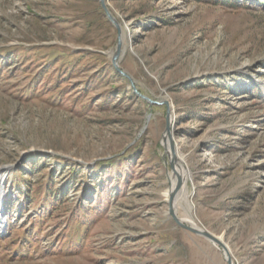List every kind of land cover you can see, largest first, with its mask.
<instances>
[{
	"label": "rangeland",
	"instance_id": "1",
	"mask_svg": "<svg viewBox=\"0 0 264 264\" xmlns=\"http://www.w3.org/2000/svg\"><path fill=\"white\" fill-rule=\"evenodd\" d=\"M0 173V264H264V0H0Z\"/></svg>",
	"mask_w": 264,
	"mask_h": 264
},
{
	"label": "trees",
	"instance_id": "2",
	"mask_svg": "<svg viewBox=\"0 0 264 264\" xmlns=\"http://www.w3.org/2000/svg\"><path fill=\"white\" fill-rule=\"evenodd\" d=\"M31 84H34V82H32ZM102 165V164H107V167L112 166L113 160L110 159H106L103 161H98L96 163V165ZM95 165V166H96ZM105 171V170H104ZM103 171V172H104ZM26 199H29V195L26 194ZM45 202L47 201L48 206L45 207V209H43V211L41 212V214L39 215V221L41 223V221L43 220H47L48 218H50L52 216V213L54 211H56L57 209H59L60 204L62 203L61 199L59 198L58 195H55L54 193H47L45 196ZM84 200L85 202L87 200H85V198L81 199L80 201ZM43 201V200H42ZM83 204V205H82ZM85 203H79L76 207V211H75V216L70 220L76 222L75 224V228L78 230L80 229L82 230H87L88 229V225H87V220L89 219H85L84 217L87 215L88 212V205H84ZM87 204V202H86ZM46 210V211H45ZM44 217V219H43ZM38 223V225L40 224ZM34 227H36L35 229L38 230L40 229V227L38 225H36L35 223ZM33 226L29 227L31 230L29 229H17L15 228L13 225L9 224V228L7 229V233L5 235H0V253L4 254H8L9 252H11V256L17 255L20 257H27L29 252L32 251V247L34 244H37V236L35 235V233H37V231L32 230ZM76 232V231H75ZM74 241L77 244H80L78 246L81 247L84 244V237L79 236V234L73 233L71 234V236ZM13 238V239H11ZM71 239H67V242H70ZM70 246V243H66L65 248H68Z\"/></svg>",
	"mask_w": 264,
	"mask_h": 264
},
{
	"label": "water",
	"instance_id": "3",
	"mask_svg": "<svg viewBox=\"0 0 264 264\" xmlns=\"http://www.w3.org/2000/svg\"><path fill=\"white\" fill-rule=\"evenodd\" d=\"M109 17H110V16H109ZM119 47H120V42H118V45H117V51H116V53H115V55H114V57H113V62H114V64H115L116 67H117V64L115 63V59H116V57H117V55H118ZM117 69H118V68H117ZM118 71H119L121 74H123L124 76L127 77V75H126L124 72H122V71L119 70V69H118ZM134 91H135V90H134ZM135 92H136V91H135ZM136 93H137L138 96H140L141 98L147 100L149 103H157L156 101H153V100L147 98L146 96H144V95H142V94H140V93H138V92H136ZM175 220L179 223V221L176 219V217H175ZM180 225H181L182 227L186 228L187 230H189V231H191V232H193V233H195V234H198V235H201V236L207 237V238L213 240L214 242H216L217 244H219V245H221V246L224 247V245H223L218 239L214 238L213 236L209 235L208 233L203 232V231H200V230H198V229H196V228H192V227L185 226V225H183V224H180ZM227 260H228V264H231L230 259H229V256H227Z\"/></svg>",
	"mask_w": 264,
	"mask_h": 264
},
{
	"label": "bare ground",
	"instance_id": "4",
	"mask_svg": "<svg viewBox=\"0 0 264 264\" xmlns=\"http://www.w3.org/2000/svg\"><path fill=\"white\" fill-rule=\"evenodd\" d=\"M177 174H178V172H176ZM2 175H3V173H0V180H1V178H2ZM176 184V183H175ZM175 184H174V186L173 187H175ZM0 190H1V188H0ZM172 192V191H171ZM3 217H2V215H1V210H0V228H2V226H3Z\"/></svg>",
	"mask_w": 264,
	"mask_h": 264
}]
</instances>
